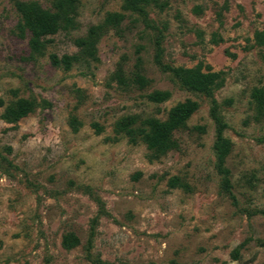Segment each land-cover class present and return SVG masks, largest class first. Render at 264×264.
<instances>
[{"label":"rangeland","instance_id":"374dc122","mask_svg":"<svg viewBox=\"0 0 264 264\" xmlns=\"http://www.w3.org/2000/svg\"><path fill=\"white\" fill-rule=\"evenodd\" d=\"M16 1L52 11L53 0H0V114L19 99L39 104L17 123L0 117V264H264V115L253 98L264 92V45L254 46L264 0H161L146 9L158 31L122 0H77L76 27L48 36L40 54ZM114 12L125 18L99 39L96 60L51 64L76 55L74 40ZM156 39L164 66L222 74L214 98L232 143L229 191L216 170L211 101L155 62ZM118 68L129 80L140 69L148 86L117 85ZM154 91L170 97L151 103ZM186 100L199 109L158 159L114 133L122 118L163 121ZM69 233L80 243L67 249Z\"/></svg>","mask_w":264,"mask_h":264},{"label":"trees","instance_id":"16d2710c","mask_svg":"<svg viewBox=\"0 0 264 264\" xmlns=\"http://www.w3.org/2000/svg\"><path fill=\"white\" fill-rule=\"evenodd\" d=\"M122 9L124 12L136 14L141 18L146 28L158 31L148 20L146 9L149 6H155L162 9L166 4L161 0H122ZM15 7L19 13L22 30L30 33V47L38 54L43 51L44 45L49 42L46 38L53 36L60 31H68L76 27L77 0H53L52 11L42 8L37 2L16 1ZM125 18L121 12L108 13L103 22L89 27L83 37L76 38L74 45L78 48L76 55H63L58 57L51 55V64L55 67H61L69 70L74 62L96 60V45L99 39L108 31H120V26ZM159 33V32H158ZM157 51L155 62L164 70L171 72L174 78L185 89L202 94L210 99V115L215 122V141L213 149L216 159V170L222 177L223 188L229 191L231 187L230 172L225 166V161L232 149L231 141L224 136L226 125L217 114V103L214 98L216 91L223 87L224 80L220 72H203L200 65L191 68H174L164 66L161 62V46L159 39H156ZM264 45V31L256 32L254 35V46ZM111 79L117 85L128 87L130 84L143 89L148 86L149 81L141 74L140 69H136L132 79L124 76L123 70L118 68ZM170 97L167 91H154L147 95V99L154 104H161ZM253 98L257 102V115H264V92L256 90ZM3 103L0 101V107ZM35 100L19 99L11 105L5 107L0 117L8 123H17L20 119L33 113L38 107ZM199 109V104L193 100H186L174 106L168 113L165 120L161 121L155 118L140 119L138 116H128L120 119L114 125V133L118 136L126 137L130 143L142 141L151 153V157L158 159L166 153L177 149V142L173 134L175 131L186 129L187 120ZM96 127L98 133L100 129ZM194 130L203 131L201 127H194ZM178 179L170 180V186L176 187ZM79 239L69 233L63 236L62 245L67 248H73L79 245Z\"/></svg>","mask_w":264,"mask_h":264}]
</instances>
